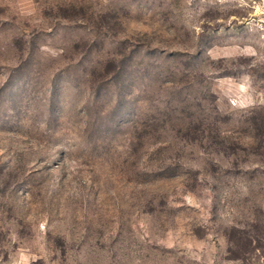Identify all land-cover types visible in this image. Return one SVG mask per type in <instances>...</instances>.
Segmentation results:
<instances>
[{
	"label": "rangeland",
	"instance_id": "rangeland-1",
	"mask_svg": "<svg viewBox=\"0 0 264 264\" xmlns=\"http://www.w3.org/2000/svg\"><path fill=\"white\" fill-rule=\"evenodd\" d=\"M0 264H264V0H0Z\"/></svg>",
	"mask_w": 264,
	"mask_h": 264
}]
</instances>
